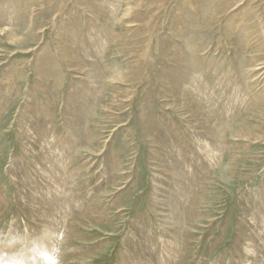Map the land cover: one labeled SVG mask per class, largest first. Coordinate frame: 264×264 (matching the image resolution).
<instances>
[{
  "label": "rangeland",
  "instance_id": "rangeland-1",
  "mask_svg": "<svg viewBox=\"0 0 264 264\" xmlns=\"http://www.w3.org/2000/svg\"><path fill=\"white\" fill-rule=\"evenodd\" d=\"M0 264H264V0H0Z\"/></svg>",
  "mask_w": 264,
  "mask_h": 264
}]
</instances>
